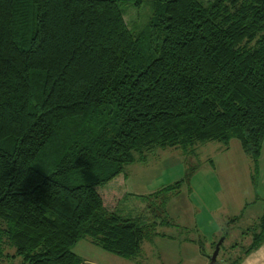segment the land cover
Segmentation results:
<instances>
[{"label":"trees","instance_id":"obj_1","mask_svg":"<svg viewBox=\"0 0 264 264\" xmlns=\"http://www.w3.org/2000/svg\"><path fill=\"white\" fill-rule=\"evenodd\" d=\"M142 2L0 0V264H84L83 239L136 259L172 222L124 216L112 210L120 185L99 188L157 148L237 139L257 182L264 0H153L135 33L123 5ZM244 234L250 244L217 264L261 247L264 210Z\"/></svg>","mask_w":264,"mask_h":264},{"label":"rangeland","instance_id":"obj_2","mask_svg":"<svg viewBox=\"0 0 264 264\" xmlns=\"http://www.w3.org/2000/svg\"><path fill=\"white\" fill-rule=\"evenodd\" d=\"M152 1L143 0L140 6L123 5L126 9V20L133 32L138 33L148 23L152 12ZM253 170L252 157L244 152L237 139H233L228 149L221 142L211 141L199 145L195 153L185 152L179 147L157 148L148 153L146 162L127 164L125 172L118 176L117 181L100 187L99 191L103 197H106L108 189L117 183L120 185L119 190L123 198L117 200L116 207L112 210L124 216L139 217L140 220L167 216L173 222L165 230L177 237L195 236L199 238L197 241L207 243L205 235L208 237L213 235L211 216L215 221H221L223 227L225 226L229 232L217 258L223 260L228 257L226 248H229L232 241H242L245 246L250 244L251 237L244 232L251 228L263 213L264 181L259 179L261 174L259 171L255 189L251 180ZM178 181H184L180 191L170 193L163 190ZM156 192L161 193L155 195ZM234 193L240 197L238 205L229 200V196ZM167 195L169 198L165 203ZM222 198L225 199L224 203ZM247 200L250 202L243 208L241 202ZM239 214L241 217L234 223H226L228 219ZM193 218L204 222L201 227L198 226L199 229L182 231L177 226L182 224V221ZM218 227L215 233L216 240L219 241L223 230L221 231L220 225ZM179 240V238L177 240L167 238L160 242L154 248L155 257L152 256L151 264H171L185 253L187 257H193L195 263L199 264L200 258L192 256L189 249L185 251ZM214 240L215 238L212 241ZM73 250L86 260L84 264H95L98 259H101L99 256L111 259L102 261L105 264H119V262L132 264L131 260L101 249L90 239L81 240ZM206 250L209 255H212L215 249L207 245ZM7 251L14 252L10 248ZM98 253L99 256H97ZM22 261V257H17L11 264H21Z\"/></svg>","mask_w":264,"mask_h":264},{"label":"crops","instance_id":"obj_3","mask_svg":"<svg viewBox=\"0 0 264 264\" xmlns=\"http://www.w3.org/2000/svg\"><path fill=\"white\" fill-rule=\"evenodd\" d=\"M229 146H230V144H229ZM229 146L227 147V149L229 148ZM259 168H260V173H261L259 179L261 181L262 180L264 181V145H263L261 157L259 160ZM251 180H252V183L256 189L257 188V182L255 183L253 181L252 174H251ZM230 188H231V186H230ZM234 194H232V196H229V200L232 201L233 203H237V205H238V204H240V197H239V195H236V194L234 195ZM121 198H123V195L120 196L119 200ZM222 200L224 203L225 199L222 198ZM249 202H250L249 200L241 202V204H243V208L246 207L249 204ZM243 208H242V210H243ZM220 209H222V206H220ZM212 212H215V210H212ZM236 213H238V212H236ZM239 215H237V216H239ZM210 221H212V226H213L212 234L213 235L210 237L205 235L204 238L207 239V243H205V242L200 243L199 241H197V240H199V238L197 239V237H195V236L177 237V235H171L165 230V228L168 229L171 224L159 225V226H157V234L155 236H153V238L151 240L144 242L141 255H139L136 259H128V260H131L132 264H151L152 256L155 257L154 248L160 242H163V240L167 239V238H171L172 240H175V239L177 240V238H179L180 239L179 241L182 242V245L184 246L185 251L189 249L192 252V256H195V258H197V257L200 258L199 264H210V262H209L210 259H209L208 255H206V254H208L207 250H206V246L207 245H209L210 247L213 246L212 242H214L217 238L215 230L219 229V227H218L219 225L221 227H223L222 222L221 221H215V219L212 216H211ZM202 223H204V222L198 221L197 219L193 218L192 220L182 221V224H178L177 226H179V228H181L182 231H184V230L190 231V230H195V228L197 229L198 226L201 227ZM220 229L222 231V228H220ZM213 238H215L214 241H212ZM234 243H235V241H232V243H230L231 245L229 244V248H226V253H227L228 257L232 256L235 252H237V249H234L231 247ZM201 244H202V247H201ZM202 248H203V250H202ZM97 256H99V253ZM99 257L101 259H98L95 262V264H105V262H102V261L111 260V259L106 258V257H102V256H99ZM228 257H226V258H228ZM85 261L86 260L84 259V262ZM121 263H124V262H119V264H121ZM171 264H196V263H195V260L193 257H187V255L185 253V255L180 256L179 259L174 260ZM239 264H264V243L261 245V247L254 250L253 252L249 253L248 255H246Z\"/></svg>","mask_w":264,"mask_h":264},{"label":"water","instance_id":"obj_4","mask_svg":"<svg viewBox=\"0 0 264 264\" xmlns=\"http://www.w3.org/2000/svg\"><path fill=\"white\" fill-rule=\"evenodd\" d=\"M224 242V237H221V239L217 242L216 246H215V250L213 252L212 255H210L209 259H210V264H217V258L218 255L220 253L221 250V246Z\"/></svg>","mask_w":264,"mask_h":264}]
</instances>
